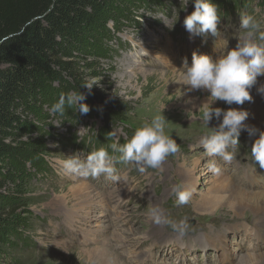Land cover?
<instances>
[{
	"label": "rangeland",
	"instance_id": "rangeland-1",
	"mask_svg": "<svg viewBox=\"0 0 264 264\" xmlns=\"http://www.w3.org/2000/svg\"><path fill=\"white\" fill-rule=\"evenodd\" d=\"M212 2L218 6V14L221 16L218 25L220 34L215 38L210 35L192 37L183 27L184 18L194 11L192 0H133L120 7L123 11L111 12L110 19L104 25L105 31L86 34L95 47L85 45L83 50L68 61H71L81 83L85 86L93 85L90 95L95 107L99 111L111 109L117 119L107 128L98 116H83L78 122L69 124L64 122V117L53 115L49 111L51 103L40 106V109L34 111L36 114H27L32 127L20 133L17 141L8 143L16 145L22 153H34L33 158L28 161L14 158L16 165L19 164L22 170L10 166L6 161L1 164L3 169L12 171L4 193L11 208L16 210L9 213L2 222L9 234H6V241L0 243V264H98L94 258V250L101 247L103 239L104 243H107L106 239L109 240L113 253H119L112 245L114 243L111 236L115 229L131 228L133 233L130 231L125 237L135 242L143 238L145 232L153 234L154 229H158L160 225L163 233L149 235L147 240L153 237V240H157L158 244L162 242V245L156 244L154 248H150L153 240L145 241L134 248L135 251L125 250L122 259L124 254L138 257L139 253L152 249L151 252H156V256L154 254L152 259L145 260L143 264H218L222 252L217 246L207 244L201 248L195 243L192 246H180L173 241H191L190 238L214 229L212 225L222 228L220 236L226 245L229 242L232 256L251 251L264 252V238L261 239L260 233L256 235L251 231L248 233L250 236H247L243 228L235 225L238 221L224 215L222 218L215 215L198 221L192 209L193 202L203 196L209 187L212 174L208 167L210 160H215L222 174H234L235 179L249 170L258 174L264 172V168L254 162L250 152L251 143L256 137H249L246 131L241 132L238 145L229 148L234 156L231 162H225L219 156H209L200 143L207 128L202 120L193 118L192 112L196 111L188 108V86L184 85L179 90L175 86L176 81H180L175 68L179 69L184 59L191 64L193 52L216 59L225 50L235 47L237 40L245 32L240 28L243 14L252 15L261 26L260 32H264V0ZM260 82H264V75L257 77L253 87H259ZM253 87L252 92L257 91L258 88ZM207 98L208 96L202 98L201 93H197L200 105ZM162 100L164 103L161 106H174L173 110L180 112L179 124L176 125H193L195 129L192 132L195 133L185 137L178 136L179 134H173L168 129L170 124L166 123L165 133L174 138L178 151L168 156L160 169L149 168L141 173L132 164L117 162L114 175L119 176V181H114L106 175L83 177L68 172L63 167V161L73 153L85 155L100 147H105L110 155L118 157L120 154L113 151L111 144L126 143L135 129L157 116L151 110ZM213 104V107L222 109L235 106H229L223 101ZM177 107L180 109H176ZM76 113H80L79 110ZM217 124L218 121L213 119L208 127ZM172 159L185 162L188 166L198 161L200 169L203 168L202 173L198 171L199 180L190 193L193 202L189 199L187 204L180 205L177 196L172 193L173 186L180 181L171 168ZM219 161L220 164L224 161L226 166L221 168ZM153 170L157 172L153 173ZM244 176L242 182L245 187L253 189V181L250 177L247 178L248 175ZM78 187H82L84 195L95 200L107 198L105 207L96 206L92 211L89 210L91 207H84L79 211L77 204L80 200L72 198V193ZM154 207L160 208L164 216L173 222L185 220L188 226L184 234L180 235L170 224L155 225L148 220ZM75 211L78 215L82 214V217L85 216V211L88 216L94 217L87 223L80 221V218L77 224L66 223L65 216L76 213ZM103 211L107 215V229L99 235L93 231L101 229L102 223L98 215ZM7 212L4 211L2 215ZM116 217L118 219L115 220ZM246 224L250 226L249 221ZM232 236H237L238 240L235 238L230 241ZM256 237H260L259 240H255ZM250 244L254 248L248 249ZM166 245L168 250L185 251L186 260L165 262L160 259L162 250H167Z\"/></svg>",
	"mask_w": 264,
	"mask_h": 264
},
{
	"label": "clouds",
	"instance_id": "clouds-1",
	"mask_svg": "<svg viewBox=\"0 0 264 264\" xmlns=\"http://www.w3.org/2000/svg\"><path fill=\"white\" fill-rule=\"evenodd\" d=\"M192 4L194 11L183 20L185 30L192 37H218V25L221 20L218 6L212 0H192ZM240 28L245 32L234 48L225 50L216 59L193 52L191 64L184 59L180 68L175 69L180 76L179 84L188 86L187 91L202 89L209 93L207 101L202 103L196 112H192L193 118L202 120L207 128V132L200 139L207 154L231 162L234 156L229 148H235L241 132L246 131L249 137H256L250 146L251 156L254 162L264 168V131L244 123L249 115L245 110L212 106L216 101H223L229 106L251 102L249 90L256 84L257 77L264 75V32H260L259 22L252 15L243 14ZM92 86L83 87L91 94ZM257 92L264 95V86L258 88ZM86 98V95L79 91L62 93L49 111L53 115L62 116L65 114L66 105H75L76 110L85 115L90 111L89 106L83 102ZM164 107L165 105L159 115L135 129L126 143L111 144L113 151L120 154L118 157L110 155L105 147H100L85 155L73 153L63 161V167L68 172L83 177L106 175L114 181H119V176L114 175L117 162L132 164L141 173L149 168H160L168 156L178 151L176 141L165 133L167 121L162 115ZM213 119H216L218 124L208 127ZM208 167L213 173H220L215 160H210ZM172 193L177 196L180 205L187 204L190 199V192L184 190L182 185L173 186ZM150 217L157 224H170L180 235L184 234L188 226L185 220L177 223L167 219L163 211L156 207L151 209Z\"/></svg>",
	"mask_w": 264,
	"mask_h": 264
},
{
	"label": "trees",
	"instance_id": "trees-1",
	"mask_svg": "<svg viewBox=\"0 0 264 264\" xmlns=\"http://www.w3.org/2000/svg\"><path fill=\"white\" fill-rule=\"evenodd\" d=\"M219 0H217L218 2ZM133 0H0V243L5 242L2 225L11 208L5 184L15 159L29 160L31 152L22 153L15 142L19 134L31 128L27 114L42 105L54 104L59 96L79 91L86 95L90 111L81 115L76 107L65 106L64 122L76 123L85 116H98L104 127H111L117 117L111 109L99 111L89 91L75 74L71 61L85 45L95 47L86 34L104 30L111 12ZM49 105V106H51ZM103 112V113H102ZM66 116V117H65ZM8 211L5 215L3 212Z\"/></svg>",
	"mask_w": 264,
	"mask_h": 264
},
{
	"label": "bare ground",
	"instance_id": "bare-ground-1",
	"mask_svg": "<svg viewBox=\"0 0 264 264\" xmlns=\"http://www.w3.org/2000/svg\"><path fill=\"white\" fill-rule=\"evenodd\" d=\"M165 60H163V61H165ZM179 82L180 81L178 80V81H176V84H175V86L177 87V90H179L180 87L184 88L183 87L184 85L180 86ZM258 84H259V87L256 86L253 88H260L261 86H264V82H260ZM249 91H250V95L252 96V101L251 102L245 101L244 104H242V105H236L235 104L234 108L242 109V110H245L248 112V114H249L248 118L246 119V121H244V123L246 125H248L249 127H255V128L259 129L260 131H264V95L259 94L257 91L252 92V89H250ZM198 92L201 93L202 98H206L207 96H209V93L206 90H202V89L188 91L187 96L190 100L189 101L190 104H189L188 108L190 111H197V109L199 108L200 102L197 99V93ZM202 101L206 102L207 100L205 99ZM162 103H164V100L159 101L158 105L155 107V109H152V110L150 109V110L153 113L155 112L156 115H159L161 108H162V106L160 104H162ZM173 107L164 108L162 111V115L167 120V124L171 125V126L169 125L168 129L171 130L173 132V134H179L178 136H182V137L188 136L191 133H195V132H192L195 129V127L193 125H190V126L184 125L181 127L176 125V123H178V119H179L178 116H179L180 112H177V110L176 111L173 110ZM176 109H180V108L177 107ZM184 109H186V108H184ZM195 123H196V121H195ZM198 126L199 125H197V127ZM170 161H171L170 162L171 168L176 172V175L178 176V178H177L178 181L180 180L178 182V184L182 185L184 190H187L190 193H192L191 192L192 187H194L195 183L199 180V176H197L198 171L199 170L201 171V169H203V168L200 169L199 162L198 161L192 162L191 165L188 166L187 164H185V162H179L180 160L172 159ZM218 165H220L221 168H224V166H226L224 161L221 164L219 161ZM160 168H158V169H160ZM154 170H153V173H156L157 171L155 172ZM209 172L212 173L211 177H210L211 180L210 181L208 180L209 181V185H208L209 187L207 188L205 194L203 196H201L199 199H197L196 201H194L192 199V197L190 199V202L192 200L194 201V202L192 201L194 203L193 204L194 206L192 207V209L194 210V213L198 217V221L207 220L208 218L213 217L215 215H219L221 218L223 215L229 216L233 221H235V222L238 221L235 223V225L239 228H243V230H244L243 232H245L247 236H250V235H248V233L253 231L252 233H254L256 235H257V233H260L261 239H262V237L264 238V177H263L264 172L258 174L254 171L249 170V172L246 171L244 174H242V176L236 177L237 179H235V177H233L234 174H232L231 176H229V175L227 176V175L222 174L221 171L219 174L213 173L210 170H209ZM201 173H202V171H201ZM244 175H248L247 178L250 177V180L253 181V184H254V185H252V186H254L253 189L245 187V185L243 184L244 180L242 178L245 177ZM242 180H243V182H242ZM81 189H82V187H78L72 193V198L74 200L75 199L80 200L79 203L77 204V208L79 211H81L84 207H85V209H89L88 207H91L89 209L90 211H92V209L96 206L105 207L104 205L107 201V198L105 199V198H101V197L99 198L98 197L99 199L95 200V199H93V197L90 198L88 195H84V192ZM72 190H74V189H72ZM91 192H92V190H91ZM126 192H127V190H126ZM69 198H71V195ZM109 198H111V197H109ZM119 199H117L118 202H119ZM84 215L85 216L82 217V214L78 215L77 212L76 213L73 212L70 215L65 216L64 219H65L66 223L68 222L70 224L71 223L77 224L80 221L87 223L90 219H92V217H94V216H88V212H86V211H85ZM106 216H107L106 212H104V211L99 213L98 217H100V219H101L102 226H101V229H97V230L93 231L94 233L102 235L101 233H104L106 231V229H107V225H106L107 220L105 219ZM109 216H110V214H109ZM79 218H80V221H78ZM116 219H118V217H116L115 220ZM149 219L151 222H153L155 225H157V223H155L151 219V217L148 218V220ZM247 220L250 223L249 227L246 224L248 222ZM123 222L124 221H122V223ZM68 225L69 224H67V226ZM162 228H163L162 225H160L158 229H154L155 231H153L154 232L153 234L145 232V234H143L144 237L137 239L135 242L134 241L131 242L130 239L125 237L126 233L133 231L131 228H129V229L119 228L118 230L115 229V232H113L114 234L111 236V239L114 243V244H112L113 248L119 252L118 255L111 251L109 240L106 239L107 243H104V239H103L101 241V247L98 248L97 250H94V258H95V260H97L98 264H130V263H132V264H143V262L145 260L152 259L154 254L156 256V252L153 253V252H151L152 249H147L142 254L139 253L138 257L126 256V254H124L123 259L121 257L122 253H124L125 250L135 251L134 248H136L138 245H142V243L145 241L153 240V237H151V239H149V240H147V238L149 237V235H154L157 233H159V234L163 233ZM212 228H214V229L207 231L206 233L201 234L199 236H196L195 238H190L191 241H185V240H183V241L173 240V241L176 242L180 246L186 245V244L192 246L193 243L197 244L198 247H201V248L207 244L217 246L219 248L220 252H222V256H219L218 264H264V252L263 253L262 252L256 253V252L251 251V252H246L245 254L241 253V255H238V256H236V255L232 256V254H231L232 248H230L229 242L226 245L225 244L226 242L220 236V230L222 228L217 227L215 225H212ZM235 235L241 236V234L238 235V233H235ZM237 236H232L230 241H232L235 238H237V240H238ZM259 238L256 237L255 240H259ZM250 241H252V239ZM174 242H171V243H174ZM151 243L152 244H151L150 248H154L156 246V244H158L157 240H153V241H151ZM160 245H162V242L160 244H158V246H160ZM234 247L235 246L233 245V248ZM250 247H252L251 244L249 245L248 249ZM252 248H254V247H252ZM165 249H167V250H162L163 254H160V259H162L163 261L166 262L168 260L169 261L171 260V262H172L173 260H177V261L186 260L185 251H182V250H179V251L174 250L173 251V249L168 250L167 245H166ZM147 254H149V255H147ZM169 254H171V255H169ZM224 258H226V259H224Z\"/></svg>",
	"mask_w": 264,
	"mask_h": 264
}]
</instances>
